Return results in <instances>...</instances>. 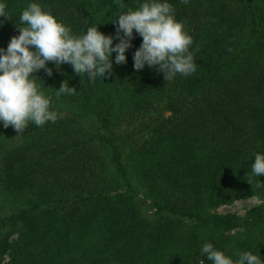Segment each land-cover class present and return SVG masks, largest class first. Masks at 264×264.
<instances>
[{"label":"trees","instance_id":"trees-1","mask_svg":"<svg viewBox=\"0 0 264 264\" xmlns=\"http://www.w3.org/2000/svg\"><path fill=\"white\" fill-rule=\"evenodd\" d=\"M31 2L75 36L97 26L115 37L116 15L142 0H0V48ZM168 2L192 38L194 73L167 82L158 69L135 70L134 31L126 63L113 53L104 79L53 62L52 76L32 74L55 123L22 133L0 123V190L24 203L0 215V264H212L204 243L264 261V234L251 235L264 231V176L251 175L264 154V0ZM64 81L75 94L56 95ZM249 197L263 203L245 218L210 213Z\"/></svg>","mask_w":264,"mask_h":264},{"label":"clouds","instance_id":"clouds-1","mask_svg":"<svg viewBox=\"0 0 264 264\" xmlns=\"http://www.w3.org/2000/svg\"><path fill=\"white\" fill-rule=\"evenodd\" d=\"M189 0H181L187 4ZM6 5L0 3V17H7ZM115 37L104 35L97 26L88 27L83 35L75 36L71 29L59 22L40 4L31 2L21 12L17 27L19 35L10 39L6 49L0 48V123L11 126L17 133L28 128L29 122L43 126L55 123L58 113L50 110V98L39 90L34 72L45 70L52 76L53 62L57 68L70 64L79 76L87 75L89 81L112 75L115 64L126 63V51L132 47L134 31L142 43L133 54V67L140 71L148 66L162 71L169 82L177 75L189 76L196 71L192 52L193 41L184 25L175 19L174 8L168 0H142L136 10L129 9L116 15ZM114 39L118 43L114 44ZM74 87L67 81L56 89V95H73ZM251 175L264 176V154L257 153L251 164ZM250 184L251 182L248 181ZM201 253L212 264H264L259 255L249 251L234 252L237 258L204 243ZM203 264V262H201Z\"/></svg>","mask_w":264,"mask_h":264},{"label":"rangeland","instance_id":"rangeland-1","mask_svg":"<svg viewBox=\"0 0 264 264\" xmlns=\"http://www.w3.org/2000/svg\"><path fill=\"white\" fill-rule=\"evenodd\" d=\"M98 17H99V15L95 16V18H98ZM85 117H86V118H84L86 120L85 126L94 125V115L92 113L85 116ZM138 185H139L138 193H140L139 198L144 199V197H145L144 193H146V189L140 188V186H141L140 181L138 182ZM262 203H263V201L258 197H249V198H245L242 200L235 201V202L230 203V204L220 205L218 207H215V208L210 210V213L213 215H220V216H226V215L232 216V215H234V216L242 219V218H245L247 216L248 212H250L251 209L260 206ZM23 205H24V203L20 199L11 200L10 194L0 190V215L1 216L9 215V214H11L12 211H14L18 208H21ZM154 212H155V209L152 208L151 200H147V209L143 210V216L151 217ZM260 232H261V234H259V230L256 229L254 231V233H252L251 235L253 237L262 236L264 234V231H260ZM231 234L234 236V238H237V239H242L244 237V235H242V231L232 232ZM16 238H17V236L14 235V236H12L11 239H12V241H15ZM237 239L234 241V245H235V243L238 245V243L241 242V240L237 241Z\"/></svg>","mask_w":264,"mask_h":264}]
</instances>
